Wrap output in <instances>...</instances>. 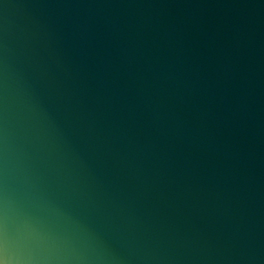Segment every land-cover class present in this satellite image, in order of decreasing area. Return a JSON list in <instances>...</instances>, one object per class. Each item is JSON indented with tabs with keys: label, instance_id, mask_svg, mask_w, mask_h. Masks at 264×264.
Here are the masks:
<instances>
[{
	"label": "water",
	"instance_id": "obj_1",
	"mask_svg": "<svg viewBox=\"0 0 264 264\" xmlns=\"http://www.w3.org/2000/svg\"><path fill=\"white\" fill-rule=\"evenodd\" d=\"M0 264H264V0H0Z\"/></svg>",
	"mask_w": 264,
	"mask_h": 264
}]
</instances>
